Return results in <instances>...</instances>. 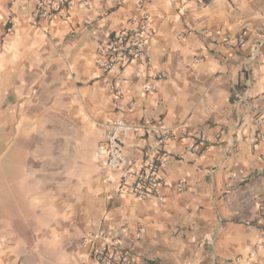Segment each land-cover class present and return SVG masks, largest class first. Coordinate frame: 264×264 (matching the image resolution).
I'll use <instances>...</instances> for the list:
<instances>
[{
  "label": "crops",
  "instance_id": "1",
  "mask_svg": "<svg viewBox=\"0 0 264 264\" xmlns=\"http://www.w3.org/2000/svg\"><path fill=\"white\" fill-rule=\"evenodd\" d=\"M35 4L0 0V264L88 263L83 238L97 230L134 264H264L253 222L264 197V0H89L51 23L32 17ZM138 4L150 18L144 55L162 75L152 91L140 61L97 66L99 45L131 27ZM120 111L175 133L161 202L118 195L117 174L99 175L97 147ZM141 145L130 136L125 154L139 159Z\"/></svg>",
  "mask_w": 264,
  "mask_h": 264
},
{
  "label": "built area",
  "instance_id": "2",
  "mask_svg": "<svg viewBox=\"0 0 264 264\" xmlns=\"http://www.w3.org/2000/svg\"><path fill=\"white\" fill-rule=\"evenodd\" d=\"M88 3L89 0H36L32 17L47 23L57 19L66 20L76 4L87 6ZM149 19L142 4H138L136 12L131 16V27L113 33L107 41L99 45L97 66L105 73L117 68L124 72L128 63L140 61L150 79L145 84V89L152 91L155 89L153 81L161 79L162 75L153 71L149 59L144 55ZM243 39V34H240L235 40L228 38L226 41L231 44L235 41L242 42ZM141 72L142 70L138 71L136 76H140ZM130 136L142 140L141 156L137 160L125 154V146ZM151 137L153 140H149ZM172 137H175V133L159 119L144 118L135 122L128 120L124 112L120 111L107 122L104 138L97 147L100 177L104 182L110 183L117 174L115 193L118 195L129 194L139 200L152 198L157 202L163 201L160 169L167 158L164 145ZM258 138L264 140V133L258 134ZM196 143L203 149L207 148L202 137ZM177 186L181 188L182 182H178ZM253 222L264 237V197L259 202ZM83 242L88 246V263L84 264H134L135 255L132 251L102 230L87 233Z\"/></svg>",
  "mask_w": 264,
  "mask_h": 264
}]
</instances>
